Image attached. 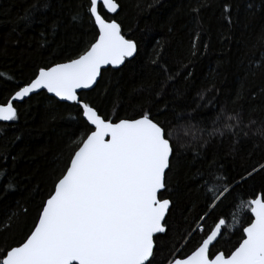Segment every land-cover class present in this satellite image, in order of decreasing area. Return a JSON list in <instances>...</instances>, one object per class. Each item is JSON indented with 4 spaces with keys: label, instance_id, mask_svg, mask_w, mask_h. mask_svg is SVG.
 I'll use <instances>...</instances> for the list:
<instances>
[{
    "label": "trees",
    "instance_id": "16d2710c",
    "mask_svg": "<svg viewBox=\"0 0 264 264\" xmlns=\"http://www.w3.org/2000/svg\"><path fill=\"white\" fill-rule=\"evenodd\" d=\"M87 2L0 0V104L41 67L90 47L98 31ZM116 2V15L100 14L138 51L121 68L102 71L80 98L115 122L150 109L175 130L165 194L173 206L166 233L154 238L156 264L187 257L221 218L226 234L213 251L227 254L242 241L237 222L246 225L251 216L246 200L264 193V139L257 135L264 127V0ZM15 107L18 118L0 124V251L30 234L85 131L76 105L45 92ZM225 113L239 118L227 121ZM225 123L234 126L221 136ZM224 184L232 191L213 201Z\"/></svg>",
    "mask_w": 264,
    "mask_h": 264
},
{
    "label": "snow or ice",
    "instance_id": "6c2138e0",
    "mask_svg": "<svg viewBox=\"0 0 264 264\" xmlns=\"http://www.w3.org/2000/svg\"><path fill=\"white\" fill-rule=\"evenodd\" d=\"M101 9L115 13L118 3L88 0L86 12L98 28L90 47L68 62L41 67L0 104V121H15L14 102L46 90L76 105L85 127L80 145L41 203L34 228L22 243L0 251V264H156L154 238L166 233L173 206L165 194L177 155L176 134L150 109L115 122L80 98L78 90L92 89L102 69L119 68L138 51L137 43L125 38L116 21L102 17ZM224 116L227 121L239 118L238 113ZM233 126L225 123L220 135ZM257 135L264 139V127ZM230 191L222 185L213 201ZM246 204L251 216L246 225L237 222L242 242L233 251H213L226 234L222 230L227 222L221 218L194 252L170 258L167 264H264V193L254 194Z\"/></svg>",
    "mask_w": 264,
    "mask_h": 264
},
{
    "label": "water",
    "instance_id": "95a60500",
    "mask_svg": "<svg viewBox=\"0 0 264 264\" xmlns=\"http://www.w3.org/2000/svg\"><path fill=\"white\" fill-rule=\"evenodd\" d=\"M119 5H118V9H117V12H115V13H108L107 11H106V9H103L104 11H105V13L106 14H108V15H110V16H114V15H116L118 12H119ZM93 21H94V19H93ZM108 21H112V20H108ZM115 21V20H114ZM94 24H95V22H94ZM97 28V27H96ZM97 31H98V28H97ZM136 56V54L133 56V57H131V58H129L128 60H126L125 61V63L127 62V61H130V60H132L134 57ZM124 65V64H123ZM123 65H121L119 68H121ZM55 66V65H54ZM53 67V66H52ZM113 69V70H117V69H119V68H112L111 66H108V69ZM102 71H104L103 69H102ZM99 80H100V78H98V81H97V83L99 82ZM97 85V84H96ZM96 85H94L93 86V88L92 89H94L95 87H96ZM92 89H86V90H78L79 91V94L80 93H82V92H88V91H91ZM40 92H45L48 96H50V97H52V98H54L55 100H57L58 102H61V103H66V104H72V103H70V102H64V101H59L58 100V98L57 97H55V96H53L52 94H50V93H47L46 92V90H40L39 92H37V93H33V94H31L29 97H31L32 95H35V94H38V93H40ZM29 97H26L23 101H25L26 99H28ZM23 101H16V102H14V105L15 104H19V103H22ZM10 122H12V121H10ZM10 122H3V121H0V124H8V123H10ZM118 122V121H117ZM252 219H254V218H252ZM159 235H163V234H157V236H159ZM219 239V238H218ZM242 242V241H241ZM199 247V246H198ZM197 247V248H198ZM196 248V249H197ZM195 249V250H196ZM194 250V251H195ZM193 251V252H194ZM190 255V254H189Z\"/></svg>",
    "mask_w": 264,
    "mask_h": 264
}]
</instances>
